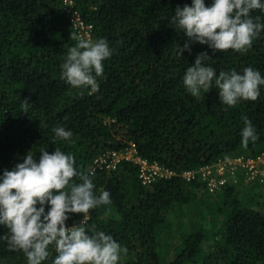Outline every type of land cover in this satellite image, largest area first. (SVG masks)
<instances>
[{"label":"trees","instance_id":"trees-1","mask_svg":"<svg viewBox=\"0 0 264 264\" xmlns=\"http://www.w3.org/2000/svg\"><path fill=\"white\" fill-rule=\"evenodd\" d=\"M213 2L204 0L205 6ZM74 3L93 26L91 41L106 39L113 50L97 77L96 92L61 79V64L75 44L69 37L76 32L62 0H0V177L30 151L38 158L41 148L52 153L57 147L75 158L77 171L91 172L96 195L110 193L111 204L90 210L86 226L95 225L127 249L118 264H264V214L237 193L243 184L211 193L205 183L180 177L227 156L258 158L264 152V85L257 100L228 107L215 87L202 90L197 100L183 83L202 52L212 57L205 63L217 76L252 67L264 77V32L245 52L214 54L207 45L194 43L181 56L180 47L189 38L168 18L193 0ZM251 15L264 21L261 10ZM25 98L31 102L27 109L21 107ZM242 116L258 136L247 147L241 142ZM57 126L70 130L71 139L53 143ZM131 142L141 157L165 165L177 177L145 186L138 166L126 161L115 171H93L99 155ZM197 202L203 206L194 207ZM173 212L179 218L191 215L189 227L178 231L179 240L168 220ZM68 215L69 228L83 220L82 214ZM7 232L0 224V264H27L22 251L8 250L2 238ZM164 232L173 236L172 244L164 245ZM49 252L43 264H52L56 252L51 245Z\"/></svg>","mask_w":264,"mask_h":264},{"label":"clouds","instance_id":"clouds-1","mask_svg":"<svg viewBox=\"0 0 264 264\" xmlns=\"http://www.w3.org/2000/svg\"><path fill=\"white\" fill-rule=\"evenodd\" d=\"M257 9L264 12L261 0H214L211 6H205L204 0H193L191 6H177L168 22L189 38L179 54L191 52L194 43L207 45L214 54L247 51L264 32L262 18L251 15ZM69 39L75 44L61 64V79L74 88L98 91L97 77L103 75L104 61L113 54L109 42H93L76 32H71ZM210 58L207 52L199 53L194 66L186 70L183 83L193 97L199 100L202 90L208 93L215 87L220 102L228 107L241 100L259 98L264 85L260 71L246 67L241 72L221 71L217 76L214 68L205 63ZM30 103L25 98L21 107L27 109ZM242 120L241 142L247 147L258 136L249 118L242 116ZM52 131L53 143L70 140L73 135L63 126ZM39 153L35 158L30 151L23 163L4 170L0 177V224L8 229L2 237L8 250L22 251L27 264H43L50 256V245L56 252L52 264H118L127 249L111 235L97 231L95 225L91 229L86 226L90 210L111 204L110 193L101 191L96 195L91 172L77 171L75 158L60 148L52 153L41 148ZM74 178L80 182L76 183ZM47 205L50 208L46 212ZM70 213L82 214L83 220L69 228L66 221Z\"/></svg>","mask_w":264,"mask_h":264},{"label":"built area","instance_id":"built-area-1","mask_svg":"<svg viewBox=\"0 0 264 264\" xmlns=\"http://www.w3.org/2000/svg\"><path fill=\"white\" fill-rule=\"evenodd\" d=\"M69 12V19L77 34L91 40L93 26L87 23L75 9L74 0H63ZM138 166L139 178L143 185L150 186L160 180L177 177V173L159 162H150L140 156L136 144L131 142L122 150H110L99 155L93 162L94 169L115 171L122 162ZM182 177L187 183L198 180L206 184L211 193H220L230 184L264 186V152L258 158L232 155L211 164L184 171Z\"/></svg>","mask_w":264,"mask_h":264},{"label":"rangeland","instance_id":"rangeland-1","mask_svg":"<svg viewBox=\"0 0 264 264\" xmlns=\"http://www.w3.org/2000/svg\"><path fill=\"white\" fill-rule=\"evenodd\" d=\"M256 185H241V187H238V191L237 193H239L240 197L242 198H248L249 199V203L252 204L253 207H255L258 211H261L264 214V187L261 189H258L257 187H255ZM204 198V197H203ZM216 201L218 200V196L215 197ZM215 205L217 204V202L214 203ZM194 207H202L203 204L202 202L200 203H196L193 204ZM217 207V205H216ZM215 208V207H214ZM170 215V214H169ZM191 215H189V213L185 214L182 216V218H179L177 213L173 212L170 215V218H168L169 221H171L174 224V227L172 229H174L175 231V236L176 239L175 240H179L180 239V230L183 229V226H188L189 225L187 223L189 222V218ZM172 233L174 234V231L171 230ZM180 231V232H178ZM167 232L163 233V237H162V241L164 243V245L167 244H172L175 240H173V236H168L165 235ZM168 248V246H165ZM121 259V258H120ZM122 260H119L118 263H120Z\"/></svg>","mask_w":264,"mask_h":264}]
</instances>
